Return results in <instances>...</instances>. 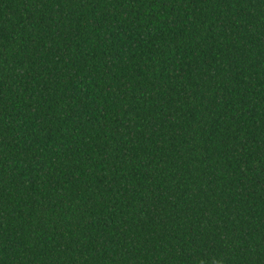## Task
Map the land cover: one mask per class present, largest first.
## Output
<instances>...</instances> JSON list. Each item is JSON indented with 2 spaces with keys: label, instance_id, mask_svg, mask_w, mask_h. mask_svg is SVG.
I'll use <instances>...</instances> for the list:
<instances>
[{
  "label": "trees",
  "instance_id": "16d2710c",
  "mask_svg": "<svg viewBox=\"0 0 264 264\" xmlns=\"http://www.w3.org/2000/svg\"><path fill=\"white\" fill-rule=\"evenodd\" d=\"M0 264H264V0H0Z\"/></svg>",
  "mask_w": 264,
  "mask_h": 264
}]
</instances>
